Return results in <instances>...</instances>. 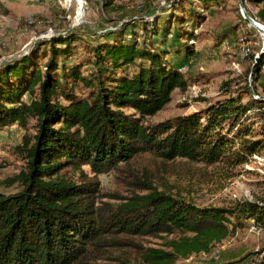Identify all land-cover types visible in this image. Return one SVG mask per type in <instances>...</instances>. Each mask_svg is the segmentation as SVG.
Wrapping results in <instances>:
<instances>
[{"label": "trees", "instance_id": "trees-1", "mask_svg": "<svg viewBox=\"0 0 264 264\" xmlns=\"http://www.w3.org/2000/svg\"><path fill=\"white\" fill-rule=\"evenodd\" d=\"M212 1L200 3L207 8ZM186 34L187 41L194 38L193 33ZM180 37L178 33L176 43ZM75 40L60 35L48 41L45 71L30 55L0 68V130L16 123L26 129L30 120L37 122L36 134L25 137L20 149L27 170L13 182L21 190L9 196L0 193V264H80L89 247L106 246L108 238L178 235L170 242L171 251L144 253L146 264H176L209 253L241 221L254 220L264 227V205L259 202L199 207L151 189L117 206H99L93 201L95 184H78L61 174L69 168L80 172L83 166L96 175L108 173L145 153L167 162L237 164L264 149L259 140L239 141L250 134L247 128L234 132L249 112L264 124V101L253 96L245 104L228 98L204 111L149 124L176 89L187 87L180 71L166 63L167 51L140 49L122 39L100 45L94 48L97 71L91 77L82 76L78 67L71 70L70 79L90 89L89 95L78 98L65 91L55 74L57 59L72 55ZM246 58L253 61L252 75L259 80L264 56L258 62L256 54ZM131 66L136 73L117 76ZM250 88L248 93L255 96L256 87ZM28 92L34 97L30 103L23 101ZM59 94L66 104L59 101Z\"/></svg>", "mask_w": 264, "mask_h": 264}, {"label": "rangeland", "instance_id": "rangeland-1", "mask_svg": "<svg viewBox=\"0 0 264 264\" xmlns=\"http://www.w3.org/2000/svg\"><path fill=\"white\" fill-rule=\"evenodd\" d=\"M259 1L243 0V4L248 15L264 27V1ZM240 2L213 0L206 8L200 0H0V68L30 55L45 71L50 58L48 41L72 35L76 39L72 55L57 59L55 74L65 91H72L78 98L87 97L90 89L70 79L71 70L78 67L82 76L91 77L97 71L94 48L122 39L125 44L135 42L140 49L167 51L166 63L177 68L187 81L186 89H176L171 102L150 118L149 124L204 111L228 98H240L243 104L252 96L264 101V64L259 80H255L254 63L246 58L261 55L264 40L243 18ZM80 9L84 15L78 19ZM155 25L159 31L156 36ZM178 33L181 37L176 43ZM186 33H193L194 38L187 41ZM126 72L134 74L137 68L128 67L125 72L118 71L117 76ZM253 86L257 89L255 96L250 95L251 90L248 93ZM33 98L28 92L23 101L30 103ZM58 99L66 104L61 94ZM258 117L249 112L234 129L235 132L242 127L250 132L240 142H264V124ZM36 125V120H30L26 129L16 123L0 130V193L6 196L21 190L13 182L27 170V158L20 149L25 137H34ZM66 173L75 183L95 184L93 201L99 206L103 203L117 206L135 194H148L151 189L199 207H228L238 200L264 205V149L237 164L221 161L208 165L186 159L167 162L145 153L108 173L96 175L89 166H83L80 172L70 168L61 172ZM178 238V235L108 238L106 246L89 247L80 264H146L144 253L150 249L171 251L170 242ZM263 261L264 227L254 220H245L209 253L179 259L176 264Z\"/></svg>", "mask_w": 264, "mask_h": 264}, {"label": "water", "instance_id": "water-1", "mask_svg": "<svg viewBox=\"0 0 264 264\" xmlns=\"http://www.w3.org/2000/svg\"><path fill=\"white\" fill-rule=\"evenodd\" d=\"M81 8H82V6H81ZM240 10H241V14H242L243 18H244L246 21H248V23H249L253 28H255L257 31H259V33L261 34V36H262V38H263V40H264V27H263L262 25H260L259 23H257L252 17H250V16L248 15V13H247V11H246V8H245V6H244V4H243V0H241V2H240ZM263 54H264V47H263V51H262L261 55H259V56L257 57L256 62H258L259 59L262 58ZM254 67H255V65H254Z\"/></svg>", "mask_w": 264, "mask_h": 264}, {"label": "bare ground", "instance_id": "bare-ground-1", "mask_svg": "<svg viewBox=\"0 0 264 264\" xmlns=\"http://www.w3.org/2000/svg\"><path fill=\"white\" fill-rule=\"evenodd\" d=\"M81 9L78 11V17H77L78 19H81L84 15Z\"/></svg>", "mask_w": 264, "mask_h": 264}]
</instances>
